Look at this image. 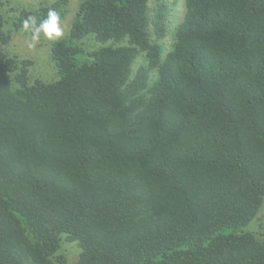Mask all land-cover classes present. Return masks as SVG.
<instances>
[{"label":"trees","instance_id":"16d2710c","mask_svg":"<svg viewBox=\"0 0 264 264\" xmlns=\"http://www.w3.org/2000/svg\"><path fill=\"white\" fill-rule=\"evenodd\" d=\"M184 1L165 50L148 0H82L45 83L8 49L67 1L0 0V264H264V0Z\"/></svg>","mask_w":264,"mask_h":264},{"label":"rangeland","instance_id":"374dc122","mask_svg":"<svg viewBox=\"0 0 264 264\" xmlns=\"http://www.w3.org/2000/svg\"><path fill=\"white\" fill-rule=\"evenodd\" d=\"M21 2L22 8L27 9H35L40 6H44L47 3H54L58 0H9V4L6 5L7 8L14 7L17 2ZM67 1V13L62 20V26L64 29V35L68 33L71 28L72 22L74 21V17L76 15L78 5L82 0H66ZM12 2H14L12 4ZM149 10L151 14H154L157 11H161V13L165 12L163 18L165 22L162 26L165 37L162 39V42L165 43V50L169 47L171 41L173 40V33L178 24H180L185 16V1L184 0H148ZM156 26H158L157 22ZM153 28L155 25H153ZM153 34V33H152ZM61 37V38H62ZM32 43L31 37L23 32L17 33L14 36V40L11 42V45L8 49L10 55H18L23 59H30L34 61V66L30 69V77L32 79L33 75H37L41 78L45 83H49L52 81V64L48 61V56H50V47L52 41H48L43 36L36 42L35 47H29V44ZM168 50V49H167ZM46 56V57H45ZM45 57V58H43ZM142 65H147L143 56L139 57L135 64L133 65L134 74L137 72L138 67ZM47 81V82H46ZM54 81V80H53ZM264 209V205L260 210V213ZM259 214V213H258ZM258 216V215H257ZM256 216V218H257ZM256 218L254 221L246 227L244 232L252 233L256 236L264 233V223H256ZM62 253H64L70 261H75L77 258L78 250L73 243H68L63 241L62 244Z\"/></svg>","mask_w":264,"mask_h":264},{"label":"clouds","instance_id":"9594fccd","mask_svg":"<svg viewBox=\"0 0 264 264\" xmlns=\"http://www.w3.org/2000/svg\"><path fill=\"white\" fill-rule=\"evenodd\" d=\"M23 29L31 33L29 47H35L36 42L43 36L48 41L55 42L64 35L61 14L54 8L47 11L46 17L41 18L36 14L28 15L23 20Z\"/></svg>","mask_w":264,"mask_h":264}]
</instances>
